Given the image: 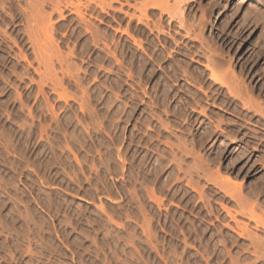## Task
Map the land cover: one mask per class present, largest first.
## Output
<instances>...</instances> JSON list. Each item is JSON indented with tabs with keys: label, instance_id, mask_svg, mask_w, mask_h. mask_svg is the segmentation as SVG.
I'll return each instance as SVG.
<instances>
[{
	"label": "rangeland",
	"instance_id": "obj_1",
	"mask_svg": "<svg viewBox=\"0 0 264 264\" xmlns=\"http://www.w3.org/2000/svg\"><path fill=\"white\" fill-rule=\"evenodd\" d=\"M187 1L191 38L163 17L178 45L118 11L140 16L148 0L93 5L109 52L72 12L53 15V34L30 26L28 0H0V264H264L252 247L264 249V228L220 187H240L264 221V0ZM211 56L252 100L213 83ZM180 163L193 189L184 174L177 185Z\"/></svg>",
	"mask_w": 264,
	"mask_h": 264
},
{
	"label": "bare ground",
	"instance_id": "obj_2",
	"mask_svg": "<svg viewBox=\"0 0 264 264\" xmlns=\"http://www.w3.org/2000/svg\"><path fill=\"white\" fill-rule=\"evenodd\" d=\"M83 1L84 0H28V4H30V5H28V8H29V6H32V7H34V11L33 12H29V13H31L30 15L28 14V17H29V19L31 18V20H29L30 21V23H31V21H33V20H42V22H44L43 24H41V31H44V32H47L48 30H50V32H53V34H54V31H55V26H54V23L52 24V17H53V15L54 14H57V15H59V18H62V17H64V14H66L65 13V11H67V12H72L73 14H75L76 16H77V19H78V23L82 26V29L85 31V32H87L88 34H90V36H91V38H90V40H91V43H93V46H99L100 44H103V47H104V49H107V50H111V48H110V45L107 43V39L106 38H103L104 36H100L97 32H94V31H92V29L90 28V23H89V19L88 18H86V14H88L89 12H91L92 11V9L94 8H92V6L94 5L97 9H100L102 12H106V9L107 8H111L112 7V3L111 2H115V3H120L121 2V0H110V2H108L107 0H102V1H99V0H89V1H87L86 2V4H85V2L83 3ZM149 2L148 3H146L144 6L143 5H141V6H143L142 8L143 9H138V10H140V16L138 15V16H136V14L134 15V14H130L129 12H127V11H124V9L123 8H120V9H118V11L120 12V13H122V14H124L129 20H130V22H132V20L135 18V19H137V21H138V24L139 25H143V26H145V28L149 31V33L151 34V33H153V32H155V31H157L158 33H159V35L160 34H163V35H165V33H167V35L171 38V42H172V40H173V43L175 44V45H178V40H176L175 39V36L173 35V33H168V31L166 32V31H164L163 30V28H162V26H163V23H164V20L165 19H163V17L165 16V15H167L168 16V20H170L169 21V26H168V24H167V26L168 27H172V22H173V20H177L178 19V22H179V26L181 27V29L182 28H185L186 29V34L190 37L191 35H190V32L192 31V29H190V24L189 23H187L188 21H187V19H186V17H184L185 19H186V21L184 20V18H183V9L181 10V8H180V6H181V4H184L185 3V1H187V0H174V5H170V3H169V0H148ZM191 1H193V0H191ZM188 2L189 1H187V4H188ZM36 3V4H35ZM126 4H127V6L128 7H131V4H130V2H129V0H126ZM186 4V5H187ZM185 5V6H186ZM41 6V8H39ZM47 7H50L51 8V13H44V11H45V8H47ZM49 8V9H50ZM114 9V8H113ZM134 9H136V7L134 8ZM47 10V9H46ZM109 10V9H108ZM31 11V10H30ZM94 11V10H93ZM92 11V12H93ZM97 11V10H96ZM88 12V13H87ZM149 12H151L154 16L155 15H157L158 14V20H156L155 21V23L154 22H152L153 24H151L150 22H151V17H149L148 16V13ZM150 13V14H151ZM236 13V12H235ZM149 14V15H150ZM152 15V16H153ZM55 16V15H54ZM153 16V17H154ZM185 16V15H184ZM155 18V17H154ZM27 15H26V21H27ZM33 19V20H32ZM88 19V20H87ZM248 19V18H247ZM246 19V20H247ZM134 21V20H133ZM129 22V23H130ZM204 22V21H203ZM28 23V21L26 22V24ZM34 23V22H33ZM40 23H41V21H40ZM206 23V22H205ZM57 24V23H56ZM29 25V24H28ZM33 25H35V24H33ZM37 25V24H36ZM58 25V24H57ZM153 25V26H152ZM199 25H201L200 27H202V26H204L205 24H203V23H201V24H199ZM198 25V26H199ZM31 27H32V23H31V25H30ZM28 27V26H27ZM193 27V26H192ZM191 27V28H192ZM205 27V26H204ZM34 28V27H33ZM30 29V28H29ZM28 29V30H29ZM37 29V28H36ZM57 29V28H56ZM184 29V30H185ZM33 30V29H32ZM31 33H32V31L31 30H29ZM40 31V32H41ZM33 32H37V31H34L33 30ZM42 33V32H41ZM49 33V32H48ZM158 33H157V35H158ZM29 34V33H28ZM33 34V33H32ZM49 34H52V33H49ZM53 34H52V36H53ZM126 34L133 40V43H134V45H136L138 48H140V49H142L143 48V45H142V43L141 42H138L137 40H135L136 38H134L132 35H131V33H129L127 30H126ZM38 35V34H37ZM43 35V34H42ZM173 35V36H172ZM40 36V35H39ZM38 36V37H39ZM48 36H50V35H48ZM200 36V35H199ZM34 37L35 38H37V36H35L34 35ZM197 37V36H196ZM31 38H32V36L31 35H29V38L28 39H30L31 40ZM162 38V37H161ZM191 38V37H190ZM198 38V37H197ZM39 39H41V37H39ZM38 39V40H39ZM202 39V38H201ZM29 40V41H30ZM38 40H34L33 41V38H32V43H34V45L35 46H37V42H39ZM104 40V41H103ZM35 41H36V43H35ZM202 42H203V40H202ZM30 44H31V42H30ZM159 44L162 46V41H161V39H160V41H159ZM203 44V43H202ZM208 44V43H207ZM39 43H38V46L37 47H39ZM42 45V44H41ZM40 45V46H41ZM49 45V44H48ZM165 45H167V43L165 44ZM210 45V44H209ZM51 46H53V47H55L54 45H52L51 44ZM164 46V45H163ZM205 46V45H204ZM32 47H34V46H32ZM36 47V48H37ZM208 47V46H207ZM211 47V46H210ZM41 48H42V46L41 47H39L38 48V51H39V49L41 50ZM46 48V47H45ZM164 48H165V46H164ZM109 50V52H111ZM34 51H37V49H34ZM51 51V50H50ZM42 52V51H41ZM40 52V56H41V60L43 61V57H45V56H47V55H45V54H43V52L41 53ZM58 52V51H57ZM216 53V52H215ZM35 54H37V55H39L38 53H35ZM41 54H43V55H41ZM45 55V56H44ZM114 55V54H113ZM112 55V56H113ZM36 56V55H35ZM43 56V57H42ZM37 58H38V56H36ZM35 57V58H36ZM213 56H211V58L209 59V61L207 62V65L205 66L206 67V69L207 70H209V72H211V74H210V79L213 81V83L214 84H218V85H220L221 87H224V88H227V92L230 94V96H232V97H234V98H239V96H240V94L242 95V92L241 91H243L244 92V95L246 94L247 96H248V91L246 92V91H244V88H242V87H244V86H242V84L243 83H241V82H239L237 79H236V76H235V73H234V71H232V70H229V69H227L228 70V72L230 71V75L229 76H231V83L230 82H226L224 79H222V78H220L218 75H217V70H219V69H217V68H220V69H222V64H221V62L219 61V63L218 62H216L215 61V57L214 58H212ZM116 58V57H115ZM45 59V58H44ZM48 59V58H47ZM38 60H40V57H39V59H37V61ZM40 60V61H41ZM208 60V59H207ZM217 60V59H216ZM39 61V62H40ZM42 61H41V63H42ZM45 62V61H44ZM43 62V63H44ZM47 62V61H46ZM41 63H39L40 64V66L42 65ZM211 64V65H210ZM212 64L215 66L214 68H212V67H210V66H212ZM181 69H179V68H177V69H179V70H177L176 72L177 73H175L174 72V74L178 77V78H183V77H185V78H189V76L190 75H192L191 73H190V75H188L189 73V71H187V69L184 67V69H182L183 67H180ZM216 68V70H214ZM174 69V68H173ZM175 70V69H174ZM205 71V70H204ZM173 74V76H175ZM199 77L198 78H196V79H200V80H202L203 81V74H204V72L202 73H200L199 72ZM68 76H70L71 78H73L74 79V77L71 75V74H69V72H68V74H67ZM175 76V77H176ZM173 78V77H172ZM177 78V79H178ZM176 80V79H175ZM200 82V81H199ZM77 84L79 85V83L77 82ZM56 88H58L57 87V85L56 84H53V90L54 91H57L58 89H56ZM243 89V90H242ZM246 90V89H245ZM58 92V91H57ZM246 92V93H245ZM250 93V92H249ZM65 96V94H64V91H63V94H60L59 93V97L60 98H62V97H64ZM243 97V96H242ZM248 97H250V99H251V96H250V94H249V96ZM241 98V97H240ZM244 100V99H243ZM252 100V99H251ZM251 100H250V102H251ZM249 101V100H248ZM246 103V105H247V102H246V100H245V102H244V104ZM252 104V103H251ZM248 105H249V102H248ZM247 105V107H249ZM81 108L83 109V106H81ZM183 147V145L181 146V147H179L180 149ZM184 150V148L182 149V151ZM181 151V152H182ZM185 151V150H184ZM183 151V152H184ZM192 169L191 168H189L188 170H184L183 169V167H182V164L180 163V164H178V170H177V177H176V181H177V185H179L180 183H181V181H183V179H184V177H183V179L180 177L181 176V174H184L186 177H185V182H186V186L187 187H190V188H194V184H193V179H191V178H193V176H192ZM222 183H225L224 181L222 182ZM228 183H229V181H228ZM231 183V182H230ZM226 184H227V182H226ZM221 185L220 187L223 189V191L225 192V195L223 196V198H228L229 199V201L230 202H235L238 206H239V208H240V211H238L239 212V215L240 214H242V216H246L249 220H251V221H254L257 225H261L263 228H264V221H263V219L262 218H260V217H258L256 214H255V210H254V207H249L248 205H249V203L247 204V199H245L244 197H243V195H242V192H240L241 190H240V187H239V189L238 188H236V187H234L233 186V188L231 187V188H229L231 185L230 184H227L228 185V187H226L227 185ZM230 185V186H229ZM233 185V184H232ZM223 186V187H222ZM226 187V188H225ZM238 189V190H237ZM240 190V191H239ZM148 195L150 196V198H151V200H153L154 202L156 201V203L157 204H160V202H161V199H159V197H157V195H156V193H155V191H152V192H148ZM149 198V197H148ZM249 201V200H248ZM208 206V205H207ZM225 212H226V216L229 218V219H231L232 221H234L233 223H234V227L236 228V229H239V230H235V231H240V230H242L241 232H243V231H248V226L246 225V224H243V223H240V222H237L238 220H236V214L234 215L233 214V211H231L229 208H227L226 206H223L222 205V207H221ZM236 212V211H235ZM237 212V213H238ZM209 213H213V211L211 210ZM217 217V216H216ZM217 219H220L219 217L217 218ZM227 225V224H226ZM227 226H229L230 227V224H228ZM231 228V227H230ZM249 232V231H248ZM247 233V232H246ZM246 233H244V234H246ZM250 234V233H249ZM252 247H253V253L254 254H256L257 255V258H260L259 256L261 255V254H263V251H264V249H263V247H262V245H259L258 243H257V241L254 239V240H252ZM262 251V252H261Z\"/></svg>",
	"mask_w": 264,
	"mask_h": 264
}]
</instances>
